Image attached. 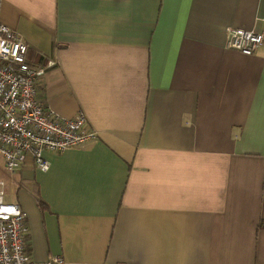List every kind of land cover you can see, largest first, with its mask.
Returning <instances> with one entry per match:
<instances>
[{
	"label": "crops",
	"instance_id": "0c3cea01",
	"mask_svg": "<svg viewBox=\"0 0 264 264\" xmlns=\"http://www.w3.org/2000/svg\"><path fill=\"white\" fill-rule=\"evenodd\" d=\"M263 0H0L37 97L95 142L8 178L34 264H264ZM37 191L44 205L38 203Z\"/></svg>",
	"mask_w": 264,
	"mask_h": 264
},
{
	"label": "built area",
	"instance_id": "2783aa9c",
	"mask_svg": "<svg viewBox=\"0 0 264 264\" xmlns=\"http://www.w3.org/2000/svg\"><path fill=\"white\" fill-rule=\"evenodd\" d=\"M260 30L226 26L225 46L250 55L264 46V0ZM28 44L13 28L0 23V158L8 174L18 173L28 159L40 171L49 167L43 151L60 152L83 148L98 138L85 113L61 116L36 94V81L47 66L45 54L35 51L38 62L28 58ZM0 178V264H34L27 252L25 212L15 201L5 199ZM51 264H63L53 257Z\"/></svg>",
	"mask_w": 264,
	"mask_h": 264
},
{
	"label": "trees",
	"instance_id": "16d2710c",
	"mask_svg": "<svg viewBox=\"0 0 264 264\" xmlns=\"http://www.w3.org/2000/svg\"><path fill=\"white\" fill-rule=\"evenodd\" d=\"M34 194H35V196H36V198H37L38 203H40L41 205H44V202H43L42 199L39 197L37 191H35Z\"/></svg>",
	"mask_w": 264,
	"mask_h": 264
},
{
	"label": "rangeland",
	"instance_id": "374dc122",
	"mask_svg": "<svg viewBox=\"0 0 264 264\" xmlns=\"http://www.w3.org/2000/svg\"><path fill=\"white\" fill-rule=\"evenodd\" d=\"M9 194V189H8V178H6V185H5V196Z\"/></svg>",
	"mask_w": 264,
	"mask_h": 264
}]
</instances>
